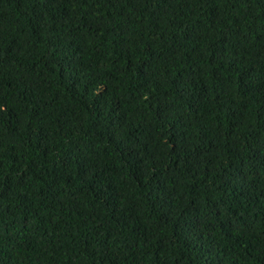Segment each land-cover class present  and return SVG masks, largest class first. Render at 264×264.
I'll return each instance as SVG.
<instances>
[{
  "label": "trees",
  "instance_id": "1",
  "mask_svg": "<svg viewBox=\"0 0 264 264\" xmlns=\"http://www.w3.org/2000/svg\"><path fill=\"white\" fill-rule=\"evenodd\" d=\"M0 264H264V0H0Z\"/></svg>",
  "mask_w": 264,
  "mask_h": 264
}]
</instances>
